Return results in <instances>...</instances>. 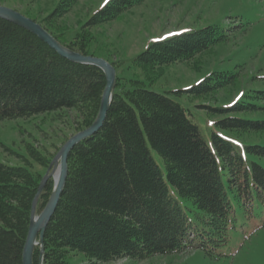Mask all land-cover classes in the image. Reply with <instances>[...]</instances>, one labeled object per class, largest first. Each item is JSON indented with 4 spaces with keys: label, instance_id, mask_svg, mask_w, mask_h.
Returning a JSON list of instances; mask_svg holds the SVG:
<instances>
[{
    "label": "trees",
    "instance_id": "1",
    "mask_svg": "<svg viewBox=\"0 0 264 264\" xmlns=\"http://www.w3.org/2000/svg\"><path fill=\"white\" fill-rule=\"evenodd\" d=\"M76 1L60 0L39 25L64 48L95 57L89 53L88 28L144 0H107L71 37L68 31L50 30L46 22L59 19ZM224 38L217 27L208 26L153 41L129 63L107 61L115 70L111 103L101 129L68 156L65 184L44 232L41 264H68L72 252L103 264L214 250L228 240L235 214L231 199L248 216L254 204L264 209V167L257 162L264 161V147L247 144L241 151L234 143L238 133L263 130L264 122L225 118L217 124L229 138L212 133L211 147L166 95L177 92L146 88L164 66L188 62ZM223 75L212 72L183 92L196 99L225 91L233 78ZM104 87L100 69L61 58L33 34L0 19V121L71 110L78 116L77 134L94 122ZM250 107L236 103L215 112ZM28 150L38 172L0 163V264H22L31 204L51 162L35 148ZM151 152L162 159L164 171ZM52 189L50 178L36 213ZM32 264H40L38 246Z\"/></svg>",
    "mask_w": 264,
    "mask_h": 264
},
{
    "label": "rangeland",
    "instance_id": "2",
    "mask_svg": "<svg viewBox=\"0 0 264 264\" xmlns=\"http://www.w3.org/2000/svg\"><path fill=\"white\" fill-rule=\"evenodd\" d=\"M59 1L0 0V6L43 24ZM104 4L105 0H77L67 13L46 25L56 34L68 31L71 37ZM208 26L217 27L225 37L223 41L188 62L164 66L153 85L146 88L159 94L177 92L166 95L185 110L212 147V133L229 138L217 124L225 118L264 122V0H144L116 19L88 28L92 35L89 53L106 62L129 63L153 41H165L179 33ZM212 72L224 74L223 78L232 77V84L225 91L196 99L183 92ZM236 103L251 107L238 112H215ZM77 122L78 116L71 110L0 121V163L38 172L28 148H35L52 161L65 139L74 135ZM237 135L234 143L241 151L247 144L264 147V129ZM151 155L157 167L164 171L162 159L155 152ZM257 162L264 167L263 159ZM168 188L174 195L172 187ZM231 203L235 214L229 225L228 240L221 247L103 264H264V209L254 204L248 216L234 199ZM67 262L96 264L79 252L70 253Z\"/></svg>",
    "mask_w": 264,
    "mask_h": 264
},
{
    "label": "water",
    "instance_id": "3",
    "mask_svg": "<svg viewBox=\"0 0 264 264\" xmlns=\"http://www.w3.org/2000/svg\"><path fill=\"white\" fill-rule=\"evenodd\" d=\"M0 19L6 20L14 25L28 31L36 36L41 42L46 44L58 56L70 62L94 66L100 69L105 77V87L100 99L99 109L94 122L87 129L71 136L60 148L58 153L50 162L37 190V193L31 204L30 219L28 233L25 239L22 251V264H32V254L34 247H39V262L43 257V237L45 229L50 222L55 209L57 207L61 192L63 190L65 179L67 176V159L73 148L81 141L94 136L102 127L105 121L108 108L111 103L112 92L115 83V70L105 60L91 56H83L76 52H72L61 46L56 40L48 34L39 24L23 15L0 6ZM58 168V169H57ZM58 170V176L55 180L54 173ZM53 180V190L51 195L39 215H36V206L43 187L48 179Z\"/></svg>",
    "mask_w": 264,
    "mask_h": 264
},
{
    "label": "bare ground",
    "instance_id": "4",
    "mask_svg": "<svg viewBox=\"0 0 264 264\" xmlns=\"http://www.w3.org/2000/svg\"><path fill=\"white\" fill-rule=\"evenodd\" d=\"M57 176H58V171L56 170V172L54 173L55 180L57 179Z\"/></svg>",
    "mask_w": 264,
    "mask_h": 264
},
{
    "label": "snow or ice",
    "instance_id": "5",
    "mask_svg": "<svg viewBox=\"0 0 264 264\" xmlns=\"http://www.w3.org/2000/svg\"><path fill=\"white\" fill-rule=\"evenodd\" d=\"M105 3H107V0H105Z\"/></svg>",
    "mask_w": 264,
    "mask_h": 264
}]
</instances>
